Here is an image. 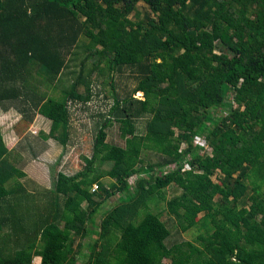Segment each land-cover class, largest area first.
I'll return each instance as SVG.
<instances>
[{
	"label": "trees",
	"instance_id": "trees-1",
	"mask_svg": "<svg viewBox=\"0 0 264 264\" xmlns=\"http://www.w3.org/2000/svg\"><path fill=\"white\" fill-rule=\"evenodd\" d=\"M126 71L137 85L120 98ZM98 85L113 105L92 156L58 173L29 223L0 219V264H264V0H0V106L19 132L40 115L67 147L71 107ZM114 123L125 145L108 142ZM7 154L0 132V173ZM162 201L193 241L171 245Z\"/></svg>",
	"mask_w": 264,
	"mask_h": 264
},
{
	"label": "rangeland",
	"instance_id": "rangeland-1",
	"mask_svg": "<svg viewBox=\"0 0 264 264\" xmlns=\"http://www.w3.org/2000/svg\"><path fill=\"white\" fill-rule=\"evenodd\" d=\"M139 11L142 15V18H145L146 14L150 11L149 7L146 4H140ZM74 69V68H73ZM65 79H70L69 76H66ZM70 80H65L59 87L58 91L61 92L65 86H69ZM137 79L136 75H134L131 71H126L122 75L116 76V92L120 98H124L128 96L136 87ZM108 92V88L102 85H98L96 88V97H94L93 101L86 105H75L71 107L72 120H71V139L67 147H63L57 142H53L52 146L48 151V154H45V162H47V167L49 168L50 173H53L52 176H57L58 172H64L68 175H74L85 167L84 157H91L93 154L94 142L97 136V132L99 130L100 125L102 124L103 118L99 115H105L109 112L113 105V99H106L105 95ZM136 98L142 99L143 94L138 93ZM43 117V116H42ZM44 118V117H43ZM46 119V118H45ZM49 121V120H48ZM47 122V121H46ZM50 122V121H49ZM148 123V118H144L138 121V131L140 133H145L146 127ZM51 124V123H50ZM43 130L49 131V127L42 126ZM120 125L118 123H114V126L108 129V142L117 145H125L124 141L120 137L119 132ZM17 129L24 130L25 127L18 123ZM30 129V128H29ZM19 130V131H20ZM32 131V130H31ZM37 148V147H35ZM158 161V157L155 154H149L146 159V163H155ZM53 178H51L52 180ZM107 184L109 180H106ZM131 184L136 182V177H133L130 180ZM51 184V181H50ZM48 185V182H47ZM166 198L172 199L175 195L178 194L177 189L174 187L168 188L166 191ZM120 195L113 197L108 206L111 207L116 202H118V198ZM35 204V200H28V202ZM26 204L17 202V206L21 205L23 212L27 215L23 218L22 215H18L22 213V209L19 207L17 210V215L13 218L17 222L27 221L29 223V219L33 218L35 211L33 208H36L34 204ZM25 210V211H24ZM154 211L158 213H162L163 220L167 223L168 227L172 230V236L170 238L171 245L174 243H179L183 241H193L197 237V231L195 229L189 232H181L177 228V224L172 216L167 213V205L166 202H161L158 206H154ZM25 219V220H23ZM35 220V219H34ZM34 220H31L32 224H34ZM12 223V221H10ZM13 224V223H12ZM14 225V224H13ZM33 226V225H32ZM31 226V227H32ZM7 227V228H6ZM22 226H18V229H21ZM29 230L34 231L33 228ZM11 231V227L9 225H3L0 227V237L1 235H6ZM35 264V263H33Z\"/></svg>",
	"mask_w": 264,
	"mask_h": 264
},
{
	"label": "crops",
	"instance_id": "crops-1",
	"mask_svg": "<svg viewBox=\"0 0 264 264\" xmlns=\"http://www.w3.org/2000/svg\"><path fill=\"white\" fill-rule=\"evenodd\" d=\"M21 120L22 115L18 111L15 109L5 110L0 106V132L9 153L6 158L10 164L6 170L0 173V182H4L0 184V196L4 195L3 190L7 192V196L0 200V205H3L1 207L3 214L0 215L2 220L18 218L15 217L17 213L12 217L13 213L9 211L10 208L7 205H11L13 208L14 205L17 206V202L25 204L31 199H35V203L44 202L46 191L54 189L57 178V176H52L53 173H50L49 168L51 167H47L44 156L48 154L49 150H52L50 148L55 142L52 139L44 138V134L50 132L51 121L49 122L38 115L30 129L19 132L17 125ZM42 126L49 127V131L43 130ZM51 178L53 179L51 180ZM248 205L247 207H249ZM34 263L41 264L42 258L36 257Z\"/></svg>",
	"mask_w": 264,
	"mask_h": 264
},
{
	"label": "built area",
	"instance_id": "built-area-1",
	"mask_svg": "<svg viewBox=\"0 0 264 264\" xmlns=\"http://www.w3.org/2000/svg\"><path fill=\"white\" fill-rule=\"evenodd\" d=\"M199 143H200V141H199Z\"/></svg>",
	"mask_w": 264,
	"mask_h": 264
}]
</instances>
